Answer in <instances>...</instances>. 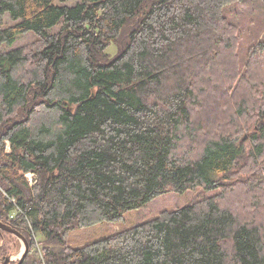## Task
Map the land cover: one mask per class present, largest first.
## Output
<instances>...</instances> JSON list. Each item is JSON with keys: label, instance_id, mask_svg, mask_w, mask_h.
Here are the masks:
<instances>
[{"label": "trees", "instance_id": "obj_1", "mask_svg": "<svg viewBox=\"0 0 264 264\" xmlns=\"http://www.w3.org/2000/svg\"><path fill=\"white\" fill-rule=\"evenodd\" d=\"M238 1L0 0V46L36 36L0 52V220L21 264H264V20L244 50ZM196 186L218 191L68 243Z\"/></svg>", "mask_w": 264, "mask_h": 264}, {"label": "rangeland", "instance_id": "obj_2", "mask_svg": "<svg viewBox=\"0 0 264 264\" xmlns=\"http://www.w3.org/2000/svg\"><path fill=\"white\" fill-rule=\"evenodd\" d=\"M58 3H66L70 6H74L77 3H81L85 0H55ZM229 12L226 14V19H228L229 23H233L236 25L235 32L237 35L242 39H244V43H242V48L245 50L247 49V40L253 35L255 29L261 25V22L264 20V0H242L235 3H232L228 7ZM58 29V26L50 29L51 31L55 32ZM36 36L34 33L26 32L22 34H18L16 39H14V43L10 47L0 46V52L16 48L18 46H22L34 41ZM116 44H112L107 50L110 55H114L117 52L119 47ZM229 68V64H228ZM243 65L241 64V69ZM233 91H230V95H233ZM237 96L240 95L239 93H235ZM234 96V95H233ZM232 96V97H233ZM231 97V96H230ZM214 97L211 102L212 106L208 109V113L206 114V121H213L220 115L219 109L223 108L222 101H219ZM218 190L211 189L207 190L204 189L202 186H196V188L187 189L183 192H169L165 194H161L158 197H155L148 203H145L144 206L128 210L124 213V217L121 222L119 223H111L107 221H103L91 226L83 227L75 229L68 234V243L70 245H81L89 241H93L95 239H99L111 234L113 231H119L125 227L131 226L139 221L144 219H148L152 216L158 215V213L163 210H173L178 207L184 206L189 204L194 200H198L207 196H211L215 194ZM3 237L0 238V246L4 245L7 248L10 246L9 253L6 256H9L12 261H9V264H13V261L16 262L18 259L23 244L21 240L17 236H9V234L5 231ZM39 238L38 235H36ZM5 257V256H4ZM4 258L1 257V261ZM0 261V262H1Z\"/></svg>", "mask_w": 264, "mask_h": 264}, {"label": "water", "instance_id": "obj_3", "mask_svg": "<svg viewBox=\"0 0 264 264\" xmlns=\"http://www.w3.org/2000/svg\"><path fill=\"white\" fill-rule=\"evenodd\" d=\"M0 230L9 232V233L13 234V236H17L21 240V242L23 244V248H22V251H21V253H20V255H19V257L15 263V264H21L22 261H24V258L28 253V247H29L28 241L24 238V236H22V234L19 231H17L16 229L14 230L13 227H11L7 223H3L1 220H0ZM9 261H12V259H10L9 256H6L3 259V261L0 262V264H9Z\"/></svg>", "mask_w": 264, "mask_h": 264}, {"label": "built area", "instance_id": "obj_4", "mask_svg": "<svg viewBox=\"0 0 264 264\" xmlns=\"http://www.w3.org/2000/svg\"><path fill=\"white\" fill-rule=\"evenodd\" d=\"M28 180H29L30 184H34V182H35V179L33 178V175L31 173L28 174Z\"/></svg>", "mask_w": 264, "mask_h": 264}]
</instances>
